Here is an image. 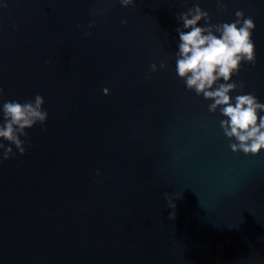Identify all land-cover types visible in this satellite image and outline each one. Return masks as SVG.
Segmentation results:
<instances>
[{
  "label": "water",
  "instance_id": "1",
  "mask_svg": "<svg viewBox=\"0 0 264 264\" xmlns=\"http://www.w3.org/2000/svg\"><path fill=\"white\" fill-rule=\"evenodd\" d=\"M193 3L212 22L254 17L256 62L232 78L264 100V0L0 8L3 99L40 92L49 112L0 163V264H264V149L233 151L218 112L175 73V13Z\"/></svg>",
  "mask_w": 264,
  "mask_h": 264
},
{
  "label": "clouds",
  "instance_id": "2",
  "mask_svg": "<svg viewBox=\"0 0 264 264\" xmlns=\"http://www.w3.org/2000/svg\"><path fill=\"white\" fill-rule=\"evenodd\" d=\"M123 6H134L137 0H119ZM217 8L227 7L225 0H216ZM7 5V0H0V8ZM178 21L172 40L175 41L174 69L183 80L185 87L208 100L207 109L219 114V125L233 151L257 153L264 149V100L252 91H244V81L233 79L239 76L245 62H256L253 30L255 19L245 14L243 8H237L234 19L213 21V16L200 3H193L186 10L175 13ZM201 21H203L201 23ZM127 23V20H122ZM89 28L94 21L90 20ZM16 27L15 24L12 25ZM88 33L86 32L85 35ZM50 62V61H49ZM165 59L151 61L149 72L168 68ZM241 89L236 91V89ZM109 94L108 86L102 88ZM4 86L0 85V163L17 152H26V145L31 143L27 137L28 128L39 123L46 127L48 109L44 107L45 97L35 93L34 97L3 99ZM93 179L100 174L95 169ZM172 211L169 218L175 217L176 203L173 195L165 192Z\"/></svg>",
  "mask_w": 264,
  "mask_h": 264
}]
</instances>
